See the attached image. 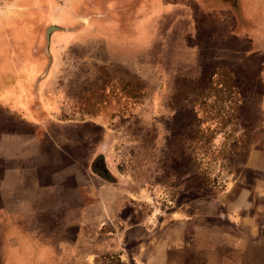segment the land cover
Segmentation results:
<instances>
[{"label":"rangeland","instance_id":"obj_1","mask_svg":"<svg viewBox=\"0 0 264 264\" xmlns=\"http://www.w3.org/2000/svg\"><path fill=\"white\" fill-rule=\"evenodd\" d=\"M240 1L0 0V264H264V0ZM218 63L244 106L197 168L188 83Z\"/></svg>","mask_w":264,"mask_h":264},{"label":"trees","instance_id":"obj_2","mask_svg":"<svg viewBox=\"0 0 264 264\" xmlns=\"http://www.w3.org/2000/svg\"><path fill=\"white\" fill-rule=\"evenodd\" d=\"M235 81L232 71H229L223 63L215 66L213 74L206 77L205 84L193 80L189 83L187 81L190 86L187 92L194 94V90L196 91L192 105L199 115L198 125L192 130L193 133L187 141L197 168L208 153L213 155L211 159L217 158L218 154L222 157L223 151H216L212 143L219 134L227 132V127L232 125L233 121L240 119L244 101L239 95L234 94ZM233 132L234 129H231L229 135L231 136ZM204 169L209 168L205 166ZM99 260L105 261V264H124L115 255H104Z\"/></svg>","mask_w":264,"mask_h":264},{"label":"crops","instance_id":"obj_3","mask_svg":"<svg viewBox=\"0 0 264 264\" xmlns=\"http://www.w3.org/2000/svg\"><path fill=\"white\" fill-rule=\"evenodd\" d=\"M247 1H248L249 5H247V2H245V4L247 5L248 9H246V12L244 10L242 13H240V15H242V19H241L242 22L243 23H249V22L253 21V19H254L253 15L255 17H257L256 19H262V17L257 13V11L256 12L253 11V7H254L253 0H247ZM152 3H153L152 7H148L149 3H147L148 5L147 4H143V7H142L144 9L143 10V15H147V14L150 15L151 13L157 14V12L159 10H167V11H169L172 8V7L170 8V7L166 6V5H163L161 3V0H152ZM227 6H228V4L225 6V9L228 8ZM240 15H239V17H240ZM143 19H144L143 22H141V20H138V23H137L138 27L145 25L144 22H145L146 19L145 18H143ZM26 184H28V183H26ZM31 201H32V199H31ZM31 201L27 202L26 205H29L31 203ZM260 218H263V217H260ZM263 228H264V220L259 221L258 215L255 218H254L253 215H251L250 216V227L248 228V232H250V236H251L250 239H254V237H253L254 233H256L257 237H259V234L263 233ZM250 248L253 249V246H251ZM251 252H253V251H251ZM57 264H66V261H65V259H63L62 255L58 258V263Z\"/></svg>","mask_w":264,"mask_h":264}]
</instances>
